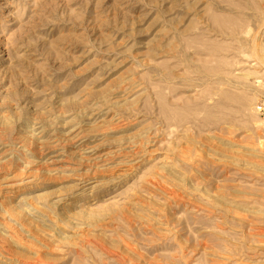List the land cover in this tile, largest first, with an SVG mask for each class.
Instances as JSON below:
<instances>
[{
	"label": "rangeland",
	"instance_id": "1",
	"mask_svg": "<svg viewBox=\"0 0 264 264\" xmlns=\"http://www.w3.org/2000/svg\"><path fill=\"white\" fill-rule=\"evenodd\" d=\"M264 0H0V264H264Z\"/></svg>",
	"mask_w": 264,
	"mask_h": 264
},
{
	"label": "built area",
	"instance_id": "2",
	"mask_svg": "<svg viewBox=\"0 0 264 264\" xmlns=\"http://www.w3.org/2000/svg\"><path fill=\"white\" fill-rule=\"evenodd\" d=\"M256 111L262 116V118L264 119V101L261 102L260 104H258V106H256Z\"/></svg>",
	"mask_w": 264,
	"mask_h": 264
}]
</instances>
